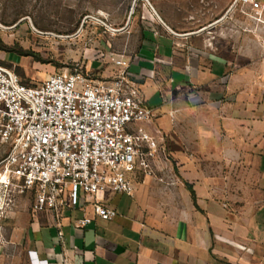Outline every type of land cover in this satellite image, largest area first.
I'll return each mask as SVG.
<instances>
[{
	"label": "crops",
	"instance_id": "crops-1",
	"mask_svg": "<svg viewBox=\"0 0 264 264\" xmlns=\"http://www.w3.org/2000/svg\"><path fill=\"white\" fill-rule=\"evenodd\" d=\"M133 59L130 73L178 171L159 155L153 176L137 173L132 196L101 195L117 211L112 220L97 217L91 204L64 208L62 237L51 214L32 210L31 194L20 197L2 221L0 264H264L259 36L228 32L207 40L199 33L178 41L152 27ZM225 185L249 197L242 205L219 200ZM85 216L92 223L75 228Z\"/></svg>",
	"mask_w": 264,
	"mask_h": 264
},
{
	"label": "built area",
	"instance_id": "built-area-1",
	"mask_svg": "<svg viewBox=\"0 0 264 264\" xmlns=\"http://www.w3.org/2000/svg\"><path fill=\"white\" fill-rule=\"evenodd\" d=\"M160 23L153 17L154 26ZM214 26L220 36L258 35L264 51V0H234ZM133 60L116 59L117 71L106 80L73 68L33 85L0 64V148H7L0 164V230L27 194L34 212L52 215L60 237L64 208L91 204L97 217L112 220L117 211L99 197L132 196L138 172L154 175L164 136L148 127L156 112L130 73ZM92 221L85 216L73 224L84 229Z\"/></svg>",
	"mask_w": 264,
	"mask_h": 264
},
{
	"label": "rangeland",
	"instance_id": "rangeland-1",
	"mask_svg": "<svg viewBox=\"0 0 264 264\" xmlns=\"http://www.w3.org/2000/svg\"><path fill=\"white\" fill-rule=\"evenodd\" d=\"M233 1L0 0V64L15 69L29 85L73 68L106 80L117 71L116 59L135 57L145 29L156 27L178 41L186 34L199 33L210 40L218 36L214 23ZM156 15L161 20L159 26L152 24ZM156 119L150 124L154 131L160 128ZM176 129L181 136L184 130ZM6 152L7 148H0V164ZM161 156L169 163L168 169H178L166 146ZM193 158L195 164H201L196 155ZM220 188L222 201L242 205L249 197L244 192L229 193L226 185ZM2 221L0 244L4 246L7 241Z\"/></svg>",
	"mask_w": 264,
	"mask_h": 264
}]
</instances>
